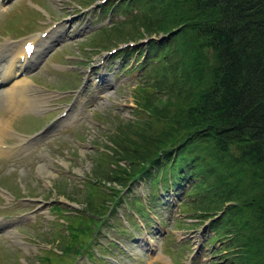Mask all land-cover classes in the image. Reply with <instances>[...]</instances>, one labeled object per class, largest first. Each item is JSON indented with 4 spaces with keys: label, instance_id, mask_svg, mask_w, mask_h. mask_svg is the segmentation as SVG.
Wrapping results in <instances>:
<instances>
[{
    "label": "trees",
    "instance_id": "trees-1",
    "mask_svg": "<svg viewBox=\"0 0 264 264\" xmlns=\"http://www.w3.org/2000/svg\"><path fill=\"white\" fill-rule=\"evenodd\" d=\"M121 2L137 8L116 22L130 21L134 40L161 30L167 37L145 43V56L143 47L119 50L123 67L139 52L131 63L139 70L133 115L116 114L105 130L110 166L81 187L63 176L86 198L76 217L61 223L67 225L56 242L61 253L50 250L39 262L77 264L81 254L93 256L95 215H114L113 202L122 201L115 186L138 174L151 186L148 211L134 199L145 219L156 213L160 182L191 196L179 199L181 212L218 214L209 220L213 233L205 243L210 255L223 253L218 264H264V0ZM122 27L112 24L105 36ZM217 239L220 245L212 246Z\"/></svg>",
    "mask_w": 264,
    "mask_h": 264
},
{
    "label": "rangeland",
    "instance_id": "rangeland-1",
    "mask_svg": "<svg viewBox=\"0 0 264 264\" xmlns=\"http://www.w3.org/2000/svg\"><path fill=\"white\" fill-rule=\"evenodd\" d=\"M97 1L13 0L12 2L1 3V41L7 39L6 34L11 37L23 38L33 31H40L51 21L49 17L53 15L54 18L62 15L67 18L57 25V40L49 42L46 51L37 58V61L41 62L42 57L44 64H40L39 70L27 77L30 82L40 83L36 86L41 88L44 85L50 88H73V91L69 92V96L56 100L54 104L49 100L56 99L57 95L43 101L44 110L42 113L47 110V107L54 109L58 105L65 106L66 101L74 96L69 113L73 114L75 119L67 121L66 115L59 118L57 114L61 107L34 119L32 112H35L39 107L24 108L17 112L12 111L5 104L3 95L0 94V119L6 120L8 126L33 132L49 122L47 127L51 131L49 136L35 144L27 145L23 149L28 154L26 157L14 156L9 158L0 153V184L9 190L8 192H11L14 197L19 196L18 201H11L10 195L6 193V207L0 209V225L10 220L19 219L16 222L17 225L22 218H27L29 215L41 219H37L35 223H24L18 227L21 232H19L18 237L16 235L15 237L20 238L19 241L22 242L20 246L14 245L8 237L0 235V264H21L20 259L30 264H45L37 262V256L40 257L43 253L40 248L49 245L55 247L56 244L54 243L59 239L63 240L67 234V225L61 223L76 217L75 213L67 214L64 210H58L52 205L50 211L54 212L56 218L46 221V216L51 217V214L48 209L50 204L45 203V201L55 199V202L66 208H80L84 204L86 194L83 191H73L74 188L68 185V180L63 178L64 173L69 174L68 179L72 180L73 177L74 182H82L81 180L88 176L94 177L93 173L98 168L110 166L111 161L106 152L111 142L109 133L105 130L110 127V123L113 124L112 117L115 114L126 118L133 115L132 90L139 80L136 77L138 70L126 72L119 69L118 58L117 56L113 57L115 52L106 54L103 63H99V59L102 58L107 49L134 40L130 36L135 31L131 22L125 21L124 24L116 22L129 17L137 11V8L135 6L126 7L125 4H122V0H105L102 3H97ZM77 4L89 5L91 8L86 12H81ZM110 4L113 5L112 9L109 8ZM106 11L111 15L110 23L107 22L108 18H105L107 16ZM114 23L123 26V29L119 33L105 36V33L110 30ZM100 25H103V29L87 35L88 27L92 30L96 27L99 28ZM138 28L141 29V27ZM161 34H163L162 30L153 36L159 40ZM144 37L145 35H138L137 39L140 41ZM138 40H134L135 44L131 46L132 48L145 47V42L140 44L137 43ZM95 45L96 47H94ZM55 50L56 52L50 53ZM146 50L144 48L143 56H145ZM66 54L70 55L67 56ZM138 54L139 52L136 50L135 56L130 57L131 62ZM76 63L80 65L79 68L71 66ZM95 64H99L96 69L100 68L105 74L103 83L94 82L91 75H83L87 65L94 67ZM71 67L72 70H66ZM83 76L88 78L85 86L81 84ZM38 87L34 88L38 89ZM44 89L48 91L47 88ZM77 102L79 104H76ZM59 121L63 122L64 126L55 129V125L60 123ZM18 139L19 137L10 133H5V137H3V140L8 141ZM131 185L134 188L133 194L136 196L134 195L128 200L133 207H136L134 199L139 198L140 191H150V185H146L143 180L132 182ZM127 193L130 195L129 192ZM163 197L167 199L158 201L159 206L156 208L158 218L148 221L145 228L132 229L126 237L123 228L135 225H118L120 229L116 231L115 226L105 224L104 229L108 231L105 232L106 235L116 238L121 243L124 242L126 250L130 252V256L126 255L116 247L113 251L115 257L123 264H218V259L223 253L218 251L210 255L211 248L205 247L204 244L206 238L213 233L208 224L204 222L203 219L205 218L198 217L196 219V217L191 216L182 225L177 222L179 219H176V216H189L188 213L178 214V200L181 197H187V194L173 190V192L165 191ZM68 198L71 200L69 201ZM139 199L143 204L141 198ZM2 203H4L3 199L0 198V207ZM171 203L173 204L171 205ZM32 207L39 208L32 212ZM186 212L191 211L187 210ZM159 219H163V222L160 223ZM116 220L114 217L110 219L117 224L118 221L116 222ZM93 227L103 230L100 221L94 222ZM168 229H172L173 236L171 231V235H166ZM99 236L100 233H98ZM135 236L136 239H134ZM99 238L106 242L108 240L105 236ZM182 238L183 240L189 238V241L185 243L176 241ZM100 245L110 249V246L114 244L110 242ZM213 245L219 246V239ZM95 246L102 254H111L110 251L106 252L100 246ZM190 248L195 249V251L189 263L187 255ZM43 250L45 253H49V249ZM156 252H159L161 257L153 258L152 254ZM83 260L79 258V264L85 263ZM94 261L99 262L98 260ZM89 264L95 263L90 261Z\"/></svg>",
    "mask_w": 264,
    "mask_h": 264
},
{
    "label": "bare ground",
    "instance_id": "bare-ground-1",
    "mask_svg": "<svg viewBox=\"0 0 264 264\" xmlns=\"http://www.w3.org/2000/svg\"><path fill=\"white\" fill-rule=\"evenodd\" d=\"M52 35L55 36L54 33H52ZM21 53L22 49L20 46L13 51L12 56L9 57L7 62L5 63L4 70L0 73L1 84L7 82L12 78L11 84H9L7 87H0V94L3 95L7 107L10 110L16 112L24 108L39 107L37 102H40L42 100V98H39V95L37 94L38 90L34 87L30 88V80L25 76L19 75L18 68L22 67L23 65L21 62H19V55ZM30 89L33 90V93H35L36 95L33 97L34 99L27 93ZM7 126L8 125L6 120L3 121L0 119V141H2V138L5 136ZM1 151L3 150L0 147V152ZM158 253L159 252L152 254L153 258L161 257Z\"/></svg>",
    "mask_w": 264,
    "mask_h": 264
},
{
    "label": "snow or ice",
    "instance_id": "snow-or-ice-1",
    "mask_svg": "<svg viewBox=\"0 0 264 264\" xmlns=\"http://www.w3.org/2000/svg\"><path fill=\"white\" fill-rule=\"evenodd\" d=\"M29 50H31V46H29Z\"/></svg>",
    "mask_w": 264,
    "mask_h": 264
}]
</instances>
